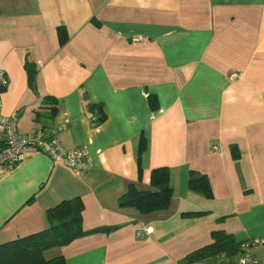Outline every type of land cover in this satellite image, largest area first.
<instances>
[{
    "label": "crops",
    "instance_id": "1",
    "mask_svg": "<svg viewBox=\"0 0 264 264\" xmlns=\"http://www.w3.org/2000/svg\"><path fill=\"white\" fill-rule=\"evenodd\" d=\"M0 67L2 115L18 113L22 133L58 127L66 148L92 159L83 174L42 152L0 168V244L46 229L49 208L79 197L84 230L117 228L46 258L179 264L224 231L238 251L223 264L245 252L264 260V244L245 245L264 238V0H0ZM91 104L104 112L96 125ZM158 167L169 169L170 207L119 206L130 185L150 190ZM191 171L208 178L210 197L188 187Z\"/></svg>",
    "mask_w": 264,
    "mask_h": 264
},
{
    "label": "trees",
    "instance_id": "2",
    "mask_svg": "<svg viewBox=\"0 0 264 264\" xmlns=\"http://www.w3.org/2000/svg\"><path fill=\"white\" fill-rule=\"evenodd\" d=\"M59 41L63 44L67 40L65 31L58 29ZM28 82L34 85L36 67L29 61L24 64ZM51 100L47 97L43 99ZM53 100V99H52ZM151 109L158 107L157 98L148 95ZM92 114L99 120L104 119L102 105H89ZM146 149V139L142 136L138 145V158L140 159ZM170 173L166 167L154 168L151 171L150 186L148 191H139L133 185L129 186L127 194L119 201L121 207H132L141 214L167 210L173 196L169 185ZM188 187L205 197L211 196V187L208 178L198 172L191 171L188 177ZM130 194V195H129ZM129 196V197H128ZM83 202L79 197L59 202L56 206L46 211L48 227L37 233L0 244V264H65L62 256L46 258L45 252L54 248L65 246L73 240L96 232L109 233L117 226H107L84 230L82 223ZM202 214V213H200ZM193 213V215H200ZM212 241L198 249L193 250L183 257L179 264H191L204 261L207 264H223L232 258L238 251V244L233 237L224 231L211 233ZM227 260V261H226Z\"/></svg>",
    "mask_w": 264,
    "mask_h": 264
},
{
    "label": "built area",
    "instance_id": "3",
    "mask_svg": "<svg viewBox=\"0 0 264 264\" xmlns=\"http://www.w3.org/2000/svg\"><path fill=\"white\" fill-rule=\"evenodd\" d=\"M6 72L0 67V168L12 169L29 152H42L48 155L54 163H61L78 174L87 172L92 167L91 155L86 147L74 149L66 148L59 140L58 127H39L30 133H22L18 129V113L12 117H5L1 113L2 93L7 87ZM91 122H100L96 115H92ZM150 232V228L139 227L137 236ZM264 244V238L246 242ZM232 264H264L250 253H243Z\"/></svg>",
    "mask_w": 264,
    "mask_h": 264
}]
</instances>
